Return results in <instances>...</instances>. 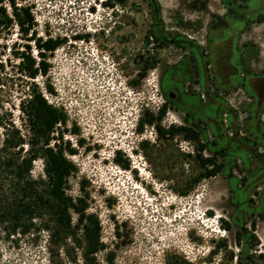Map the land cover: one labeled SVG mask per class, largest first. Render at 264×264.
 I'll use <instances>...</instances> for the list:
<instances>
[{"label": "rangeland", "instance_id": "1", "mask_svg": "<svg viewBox=\"0 0 264 264\" xmlns=\"http://www.w3.org/2000/svg\"><path fill=\"white\" fill-rule=\"evenodd\" d=\"M243 2L248 19L264 10V0ZM21 5L32 11L37 38L60 43L35 83L65 115L52 143L72 150L67 193L85 196L99 221L96 264H264V98L251 87L264 82L262 31L237 17L215 31L227 16L224 0ZM246 39L262 43L250 70ZM15 42L27 44L15 28L0 39V110L25 133L18 104L28 80L12 67ZM172 88L184 105L167 99ZM202 146L203 158L221 166L215 177L202 178ZM42 168L36 161L33 176ZM4 237L0 264H87L82 231L37 225Z\"/></svg>", "mask_w": 264, "mask_h": 264}, {"label": "trees", "instance_id": "2", "mask_svg": "<svg viewBox=\"0 0 264 264\" xmlns=\"http://www.w3.org/2000/svg\"><path fill=\"white\" fill-rule=\"evenodd\" d=\"M24 1L8 0V6H5L0 0V39L10 36L13 28L21 41L25 39L27 44L15 42L9 52L16 73L28 80L26 96L18 104L26 132L16 126L12 116L0 110V231L6 240L26 235L37 225L46 231H82L87 248L84 258L87 264H96L92 257L101 248L99 221L96 216L87 214L85 196L74 198L67 193L68 179L74 171L67 154L72 150L52 143L58 125L65 123V115L47 101L35 83L38 76H47L50 68L47 60L60 43L51 38H37L35 18L30 7L21 5ZM256 22L263 23L264 15ZM31 43L37 50L36 56L32 54ZM44 90L48 94L53 91L50 86ZM149 122L154 123V120ZM177 131H187L194 139H199L191 129ZM202 151L203 146L198 154L200 167L206 171L202 178L215 177L221 172V166L215 164L213 157L203 158ZM38 160L43 163L42 174L35 177L33 168ZM208 167L212 169L208 170ZM73 214L78 217L77 227L73 226ZM262 258L264 261V254Z\"/></svg>", "mask_w": 264, "mask_h": 264}, {"label": "flooded vegetation", "instance_id": "3", "mask_svg": "<svg viewBox=\"0 0 264 264\" xmlns=\"http://www.w3.org/2000/svg\"><path fill=\"white\" fill-rule=\"evenodd\" d=\"M224 6L227 9V11H226L227 16H226V18H224L223 20H221L219 22L218 27H215V25H213V27H214L213 29H215V31L221 30L224 26H226L229 23L228 21L230 19L232 20V17L240 18L239 20L245 22V25H247V24H249L247 22V20L250 19L252 22H256L260 16L264 15L263 14L264 10H263V12H260L257 10L255 13V16L248 19L247 14H244V11H246V6H245L244 2L239 3L237 0H224ZM228 17L230 19H228ZM212 44H213V42L210 44V47L212 46ZM241 46H242L241 48L244 49V52H245L244 55H246L245 57H243V59H247V60H249V62H251V61L253 62V64H248L249 69L248 68L247 69L250 70L251 68H253L254 64L259 65L260 64V61L258 60L259 56L256 55L257 52L255 51L257 45H254L251 42L245 41L242 43ZM209 50H210V48H209ZM209 50L207 51V53H209ZM209 67H211V64H209ZM263 71H264V68H263ZM248 74H250L251 77L253 76L254 78L259 76V75L256 76L255 74H251L250 72ZM253 77H252V81H255V79ZM261 78L264 79V76L262 75ZM242 84H244V83H242ZM255 84H257V83L251 84V87L254 89V91L257 92L258 97L264 98V82L258 86ZM165 94L167 96V99L172 103H178L181 105H184L186 103L184 96L177 89L172 88V89L168 90L167 92H165Z\"/></svg>", "mask_w": 264, "mask_h": 264}, {"label": "crops", "instance_id": "4", "mask_svg": "<svg viewBox=\"0 0 264 264\" xmlns=\"http://www.w3.org/2000/svg\"><path fill=\"white\" fill-rule=\"evenodd\" d=\"M239 3H242L243 1L242 0H237ZM264 14V12H263ZM249 26H251V28L253 27V29L255 30H261L262 31V35H261V40L264 41V22L263 23H257V22H252L250 24H247L245 25V28H248ZM245 41H248V42H251L253 43L254 45H262V43L259 41V39L257 40H252V39H246ZM244 41V42H245ZM243 43V42H242ZM244 55V53H242ZM246 56V55H245ZM245 63L248 65V64H251L249 62V60L245 59ZM261 239V250L262 252L264 253V241L262 240V237L260 238Z\"/></svg>", "mask_w": 264, "mask_h": 264}]
</instances>
